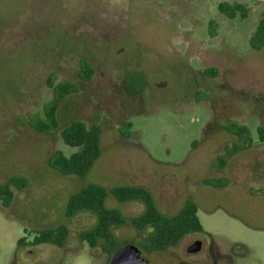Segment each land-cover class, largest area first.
<instances>
[{
  "label": "rangeland",
  "instance_id": "1",
  "mask_svg": "<svg viewBox=\"0 0 264 264\" xmlns=\"http://www.w3.org/2000/svg\"><path fill=\"white\" fill-rule=\"evenodd\" d=\"M223 2L242 4L248 17H226ZM261 19L264 0H0V185L27 181L12 187L9 207L0 203V264H110L125 245L142 249L150 264H213L207 249L186 253L202 233L145 252L150 230L131 224L144 204L112 196L106 207L126 222L112 227L108 247L92 248L81 234L96 226L95 214L66 216L69 198L90 184L144 187L166 216L193 201L204 230L228 254L218 264H264L262 36L252 44ZM82 61L93 69L90 80L80 78ZM50 80L78 88L61 103L52 135L27 121L45 115ZM76 121L101 128L102 154L85 177L50 163L56 151L79 150L61 137ZM243 126L252 146L231 155L234 143H244L232 132ZM62 226L63 247L33 243Z\"/></svg>",
  "mask_w": 264,
  "mask_h": 264
},
{
  "label": "trees",
  "instance_id": "2",
  "mask_svg": "<svg viewBox=\"0 0 264 264\" xmlns=\"http://www.w3.org/2000/svg\"><path fill=\"white\" fill-rule=\"evenodd\" d=\"M219 10L230 19H235L238 16L245 19L249 14L245 6L237 3H220ZM214 27L215 22L211 21L209 23V33L215 36ZM260 35L264 40V19H261L257 31L252 37V44ZM206 74L214 75L216 71L207 69ZM92 76L93 69L91 65L87 61H82L80 78L87 81ZM49 87L53 88V98L44 107L45 115L43 117L38 115L27 119V121L36 131L52 135L53 131L60 127L58 111L61 103L70 94L75 93L78 88L70 82H60L54 86L52 80L49 81ZM247 131L245 126L233 130L232 133L243 139L244 143H234V151L230 152L231 155L252 146V140L247 138ZM258 132L260 141L264 142V126L259 127ZM100 134V126L92 125L89 127L80 121L73 122L61 131V137L67 146L79 148V150L69 157L65 156L62 151H56L52 156L51 166L62 175L85 177L101 157ZM240 145H242V148H240ZM220 162L219 166L224 167L227 160L222 157ZM206 182L204 181V183ZM12 187L22 190L27 187V181L22 177H12L5 184L0 185V203L3 207H9L13 202L14 192ZM110 196L116 198L119 202L140 201L144 204V213L131 219V224L137 230H150L147 240L149 246H144L146 249L163 251L176 246L184 236L190 233L204 232L197 215V206L193 201H187L177 214L166 216L157 208L152 193L144 187L122 186L107 189L98 184H90L69 198L66 206V216L71 217L79 211H90L95 214L98 220L96 226L81 234V238L87 241L92 248L97 247L100 241H104L105 247H108L110 241L114 240L112 227L126 222V219L119 212L106 207V200ZM67 236L68 230L65 226H62L58 229L39 233L33 243L36 245L48 243L63 247ZM22 242L23 240H20L19 244Z\"/></svg>",
  "mask_w": 264,
  "mask_h": 264
},
{
  "label": "flooded vegetation",
  "instance_id": "3",
  "mask_svg": "<svg viewBox=\"0 0 264 264\" xmlns=\"http://www.w3.org/2000/svg\"><path fill=\"white\" fill-rule=\"evenodd\" d=\"M202 234H203V236H204V239L203 240H195L194 242H196V241H201L202 242V250L201 251H203L204 249L206 250L207 249V251H208V254H209V256H211L212 258V263L213 264H218L219 262H225L226 261V259H227V257H228V254L224 251V249H223V246L222 247H220L219 246V244L217 243V242H215V238H214V236H213V234L212 233H210V232H208V231H205L204 230V232H202ZM193 242V243H194ZM192 243V244H193ZM192 244H190L187 248H186V253L188 254V255H192V254H196V253H189L188 252V248L192 245ZM125 246H127V245H125ZM125 246H122L121 248L119 247L118 249L116 248V249H114L113 251H112V257H111V259H110V264L112 263V261H113V259H114V257H115V255L117 254V252L120 250V249H122L123 247H125ZM148 247V246H147ZM175 247V246H174ZM170 248H172V247H170ZM170 248H168V249H170ZM140 249V248H139ZM168 249H166V250H163V251H159V250H152V249H144L145 250V252H150V251H154V252H166ZM140 251H141V256L144 258V259H146L149 263L148 264H150L151 263V261H150V259H148L147 257H146V254L144 253V251L142 250V249H140ZM200 251V252H201ZM199 253V252H198ZM177 263H179V264H185L184 263V261H181V260H178V262Z\"/></svg>",
  "mask_w": 264,
  "mask_h": 264
},
{
  "label": "water",
  "instance_id": "4",
  "mask_svg": "<svg viewBox=\"0 0 264 264\" xmlns=\"http://www.w3.org/2000/svg\"><path fill=\"white\" fill-rule=\"evenodd\" d=\"M202 250V242L196 241L189 248V253H198ZM141 256L140 249L135 245H127L120 249L111 264H148Z\"/></svg>",
  "mask_w": 264,
  "mask_h": 264
}]
</instances>
